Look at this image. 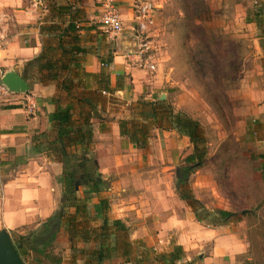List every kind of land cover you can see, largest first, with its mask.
Wrapping results in <instances>:
<instances>
[{
  "label": "crops",
  "instance_id": "obj_1",
  "mask_svg": "<svg viewBox=\"0 0 264 264\" xmlns=\"http://www.w3.org/2000/svg\"><path fill=\"white\" fill-rule=\"evenodd\" d=\"M137 1L117 0L116 3L124 30L138 27L135 37L125 35L117 39L112 36L110 39L102 27L84 22L85 11L75 2L0 0V80L5 72L13 70L29 84L27 92L0 98V229L28 234L40 228L58 210L62 187L57 178L63 172V163L52 143L57 137L58 123L51 114L60 106H69L74 126L85 129L88 118L93 132L90 140L72 145L70 151L81 154L89 150L99 171L110 182L107 189L92 199L91 205L100 198L110 200L108 215L110 219L126 223L129 239L135 242V251L139 247L140 251L147 248L162 254L179 245L183 248L184 258L178 263L235 264L238 255L252 252V238L246 234L248 229L244 226L240 231L237 229V225L247 224V217L235 222V215L218 225L212 220H201L181 187L180 190L176 187L179 192L175 195L171 187H162L157 182L161 170L152 165L155 159L152 151L158 147L157 141L163 145L159 157L163 161L162 172L165 170L169 177L175 165L168 163L178 162L181 150L187 141L190 142L188 136L178 132L175 116L184 112L201 122L200 106L207 108L210 104L200 89L189 85L192 80L189 71H184L173 60L172 47L161 50L163 59L155 70L148 66L143 56L147 52L153 57L148 53L155 41L151 36L162 32L170 39L174 33L165 32L169 29L168 20L154 8L150 13L153 22L142 29L141 23L146 25V16L136 12ZM70 3L73 11L68 9ZM70 23L73 26L69 27ZM249 26L253 30L251 35L260 31L253 22ZM152 29L155 30L149 32ZM141 47L144 50L142 57H127L128 52H137ZM255 48L256 56L247 60L244 69L243 97L248 107L243 112L244 119L238 123L242 134H252L253 129L248 126L252 116L258 118L257 129L264 130V49H258L257 45ZM37 57L38 63L35 62ZM189 62L187 68L191 65ZM48 64L59 68L50 72L44 67ZM64 64L73 68L74 85L70 92L60 87L69 71H59ZM122 75H125L123 79ZM107 81L110 89L105 90L103 85ZM163 93L165 99L160 98ZM26 94H31L37 103L33 112L28 110ZM170 96L180 100L173 102V113L166 115L165 109L168 113L170 110L171 104L167 100ZM157 98L166 100L167 105H156L158 120L153 114L147 118L151 127L149 145L145 149L138 148L128 136L121 135L120 121L135 119L143 122L141 101L153 102ZM145 108L153 110L152 105ZM256 139L264 152V136ZM259 159L257 168L263 161L261 157ZM178 167L181 166L175 167L177 176ZM257 172L264 175L260 169ZM209 184L212 186L213 180L208 174L199 175L194 188ZM79 195L83 196L82 188ZM204 205L212 219L217 209ZM247 211V214H254L252 209ZM100 224L101 220L94 221V225ZM57 242L71 251L69 234L64 228L58 233ZM76 245L83 249L82 254L72 253L65 261L85 264L95 242L79 239ZM249 260L262 264L254 252ZM105 264L135 263L122 256L107 260Z\"/></svg>",
  "mask_w": 264,
  "mask_h": 264
},
{
  "label": "rangeland",
  "instance_id": "obj_2",
  "mask_svg": "<svg viewBox=\"0 0 264 264\" xmlns=\"http://www.w3.org/2000/svg\"><path fill=\"white\" fill-rule=\"evenodd\" d=\"M69 1L77 3L85 11V23L101 28L98 19L105 0ZM141 1L152 4L161 15L163 13L169 23V29L165 32L174 33L170 39L162 32L151 36L155 41L148 53L153 54V57H149L147 52L143 56L148 61V66L155 70L163 59L161 50L172 47L173 60L180 64L184 71L187 72V69L189 71L192 79L189 85L200 89L205 96L204 99L211 106L207 108L200 106L201 122L196 116L190 115L202 123L201 133L208 141L207 156L203 165L194 169L187 167L190 164L185 161V157L194 151L191 141H187V145L181 150L178 162L168 164L187 168L188 174H184L181 185L183 194L188 197L198 196L201 202L208 204L213 210L223 208L236 211L235 222L247 217V224L237 225V229L240 231L242 226L248 229L246 234L252 238V252L257 261L263 264L264 175L257 172L259 170L257 167L261 162L259 157L264 152L256 138L264 136V130L257 129L259 124L255 116L248 121V126L251 125L253 129L252 134H242L238 126L239 120L244 119V110L248 107L243 97L244 69L247 60L256 56V45L258 49L262 48L260 39L264 38V19L262 23H257L252 12L257 0H205L203 10L195 6V0H138L137 13ZM116 3L118 4L117 0ZM251 22L260 30L253 35L249 34L253 31L249 29ZM126 30L116 36L117 39H122L125 35L134 38L138 27L129 28L128 33H125ZM153 30L155 29L148 31ZM148 33L144 35L148 36ZM106 35L112 37L108 33ZM188 62L191 65L187 68ZM262 85L264 86V82ZM167 100L174 107L173 102L180 99L170 96ZM193 101L197 102L195 99ZM157 143L158 147L152 151L155 155L152 165L161 170V177L157 182L162 187H171L177 195L179 191L176 189V183L179 178L176 169L175 167L172 169V175L169 177L165 175V170L162 172L163 161L159 157L163 153V145L161 141ZM204 174L212 178L213 185L194 188L197 176ZM178 197L183 198L181 195ZM247 209L254 210V214H243L242 212ZM211 217L209 215L207 219L212 220ZM14 232L12 234H17ZM52 252L61 256L65 263L71 262L65 259L68 260L71 256L72 249L68 252L62 243L56 242ZM252 252L238 255L235 264H254V260H249ZM37 256L38 254L33 252L25 255L27 264H38V258L34 259ZM43 258L46 263L50 262L44 256Z\"/></svg>",
  "mask_w": 264,
  "mask_h": 264
},
{
  "label": "trees",
  "instance_id": "obj_3",
  "mask_svg": "<svg viewBox=\"0 0 264 264\" xmlns=\"http://www.w3.org/2000/svg\"><path fill=\"white\" fill-rule=\"evenodd\" d=\"M194 4L197 8L203 10L202 6L205 5V0H195ZM67 6L70 11H73L71 3ZM61 8L65 7L62 6ZM253 8L255 21L259 24L262 23L264 19L263 0H257ZM71 26H73L72 23L69 24V27ZM35 62L38 63V57ZM44 67L48 68L50 72L59 68L52 64ZM63 69H69V71L60 83V87L62 90L70 92L74 85V80L71 77L73 68L64 64L60 66L59 71L61 72ZM57 73L58 71L55 72V74ZM124 76L122 75V79ZM103 88L105 90L110 89L108 81L103 85ZM141 103L143 109L140 111V117L143 122L135 119H122L120 121V131L122 136H128L132 142L137 144L138 148L145 149L149 145V137L151 136V127L147 118L153 114L157 119L159 116L156 105L165 106L167 101L157 98L153 102L144 100ZM148 105H152V111L145 108ZM169 108V113L167 109L164 111L166 115L173 113V107L169 105ZM70 110L69 106H60L56 112L51 114L52 119L58 123L57 137L52 143L54 149L62 157L61 161L63 163V172L57 178L62 187L60 205L54 215L48 218L40 228L28 234H12V236L14 235L15 245L23 259L26 261L25 255L33 252L36 255L38 254L37 257H34V259L38 258V264H76L75 260L64 263L61 256L52 252V247L57 242L58 233L64 228L69 234L72 252L77 256L82 254L83 251L82 248L76 245L79 239L85 242H95V246L87 257L85 264H105L107 260L122 256L135 264H192L191 262L178 263L184 258L183 248L179 245H176L172 251L162 254H155L147 248L140 251L139 247L135 251V242L129 239V228L126 223L120 219H110L108 215L111 205L110 200L100 198L97 203L91 205L92 199L107 189L110 182L99 171L96 159L90 154L89 150L86 149L81 154L70 151L69 148L72 145L85 139L90 140L93 137L90 119L87 118L85 129L76 127L73 124ZM174 122L178 132L188 136L194 146V151L185 157V161L190 164L187 167L189 169L200 167L206 159L208 150V141L201 133V123L184 112L177 114ZM260 157L263 161L258 169L264 172V153ZM81 188L83 196L79 195ZM184 197L191 201L190 203L199 219L204 220L211 215L199 199L193 196L188 197L185 194ZM247 212V210H244L242 213L247 214ZM235 215L237 213L233 211L219 208L213 213L212 222L214 225H218L228 221ZM97 220H101L100 225H94V221ZM41 255L50 262L46 263Z\"/></svg>",
  "mask_w": 264,
  "mask_h": 264
},
{
  "label": "built area",
  "instance_id": "obj_4",
  "mask_svg": "<svg viewBox=\"0 0 264 264\" xmlns=\"http://www.w3.org/2000/svg\"><path fill=\"white\" fill-rule=\"evenodd\" d=\"M139 8H140L139 9L140 14L146 16L145 18L146 25L145 23H141V28L146 29L148 27L147 23L153 22L150 13H152L154 7L152 6V4L143 2L141 3V5H139ZM98 20L101 24L102 29L111 36H118L120 33L124 31V23H123L122 15L116 4V0H105L101 8ZM142 48L143 47H141V49H139V51L137 52H132V51L128 52L127 57L131 58L133 55H138L139 57H142L144 51ZM14 93L16 92L10 91L7 88V86L1 83L0 81V98L3 96L8 97L10 95H13ZM104 93L106 92L104 91ZM24 98L28 103V110L30 112L35 111L37 108V103L35 102L33 96L31 94H26Z\"/></svg>",
  "mask_w": 264,
  "mask_h": 264
},
{
  "label": "water",
  "instance_id": "obj_5",
  "mask_svg": "<svg viewBox=\"0 0 264 264\" xmlns=\"http://www.w3.org/2000/svg\"><path fill=\"white\" fill-rule=\"evenodd\" d=\"M260 40V45L264 48V38ZM0 81L12 92L19 93L29 90L28 82L13 70L5 72ZM160 98L165 99L166 95L163 93ZM177 171L179 180L176 187L180 190L185 168L178 167ZM0 264H27L15 245L12 233L6 228L0 229Z\"/></svg>",
  "mask_w": 264,
  "mask_h": 264
},
{
  "label": "flooded vegetation",
  "instance_id": "obj_6",
  "mask_svg": "<svg viewBox=\"0 0 264 264\" xmlns=\"http://www.w3.org/2000/svg\"><path fill=\"white\" fill-rule=\"evenodd\" d=\"M187 172H188V171H185V172H184V174H186V175H187V174H188Z\"/></svg>",
  "mask_w": 264,
  "mask_h": 264
}]
</instances>
